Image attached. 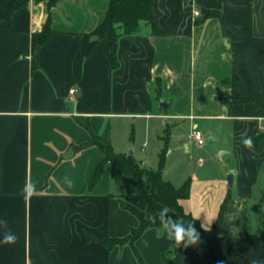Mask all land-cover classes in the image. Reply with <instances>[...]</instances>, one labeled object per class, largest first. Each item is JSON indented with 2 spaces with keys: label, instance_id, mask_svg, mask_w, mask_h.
<instances>
[{
  "label": "crops",
  "instance_id": "1",
  "mask_svg": "<svg viewBox=\"0 0 264 264\" xmlns=\"http://www.w3.org/2000/svg\"><path fill=\"white\" fill-rule=\"evenodd\" d=\"M12 1L0 0V9ZM212 1L154 0L163 34L142 23L140 33L121 36L116 68L109 39L95 35L111 0L52 8L30 0L0 23V219L18 237L0 243V264H30L32 239L52 264H223L213 262L207 241L175 247L157 228L136 242L142 261L128 245L100 243L139 227L122 201L147 218L165 205L147 196L145 184L126 190L110 164L91 189L105 155L75 150L91 138L86 126L147 169H159L166 149L164 179L191 184L184 211L212 230L225 204L220 253L233 264H264V110L235 102L255 95L264 103V0H221L220 16L209 17ZM50 16L53 33L40 46ZM87 36L95 43L89 55ZM128 124L145 128L141 149L122 134ZM195 128L206 135L202 147ZM243 133L253 147L242 144ZM26 185L34 191L26 194Z\"/></svg>",
  "mask_w": 264,
  "mask_h": 264
},
{
  "label": "trees",
  "instance_id": "2",
  "mask_svg": "<svg viewBox=\"0 0 264 264\" xmlns=\"http://www.w3.org/2000/svg\"><path fill=\"white\" fill-rule=\"evenodd\" d=\"M36 3L48 2L50 8L56 6L61 0H34ZM30 0H14L7 8L0 9V23L2 21L12 22L13 15L22 8L28 7ZM222 1L213 0L211 4V10L208 14L209 17H219L221 13ZM52 18L49 17L48 23L44 27L41 34L40 46H42L48 39V37L53 33L51 29ZM142 23L148 26L153 35L160 36L163 33L158 29L156 24V17L154 12V0H111L108 11L105 14L104 22L96 29L95 35L100 38L107 37L111 45V55L113 67L118 66V46L119 40L123 35L137 34L142 31ZM2 31L0 29V37L2 36ZM91 36L86 37L85 41V54L89 55L94 47L95 43L90 42ZM34 67L37 66V59H34ZM236 103H249L255 102L264 110V103L259 101L255 95L246 99H239L235 101ZM86 129L90 132L91 138L89 141L81 144L75 145L74 148L77 153L91 148L96 147L102 151L105 155L104 160L98 166L95 175L90 183V188L94 189L95 186L101 179L104 167L110 164L111 176L113 179H119L123 176H128L132 183L135 191H140L145 184L147 187V196L153 198L157 202L167 205L171 208L176 215L177 219L187 223H194L196 229L200 232L202 240L208 242L214 251L213 262L223 263V264H233L228 258L223 256L217 245L218 236L217 229L220 222L223 219V213L225 204L222 207L219 219L212 230H206L201 227L200 222L192 217V215L187 214L181 202L190 197L191 184L186 182L180 188H176L170 181H166L163 177V169L165 166V152L166 149L160 154V167L158 170H152L142 167L132 156L117 153L111 145H105L101 142L100 137L95 135L90 127L86 126ZM259 140H264V133L258 138ZM122 208L129 211L131 214L135 215L139 219V227L133 229L132 232L124 238H106L100 240V243L105 245L108 249L112 250L117 246H130L139 261H142V257L136 248V242L142 237L144 232L150 228H158L159 223L153 224L146 217L145 213L140 211L137 207L122 201ZM261 240L264 243V217L262 220L261 229ZM264 259V253L263 257ZM30 264H52L50 258H45L37 245L35 239L31 240V252L29 254Z\"/></svg>",
  "mask_w": 264,
  "mask_h": 264
},
{
  "label": "clouds",
  "instance_id": "3",
  "mask_svg": "<svg viewBox=\"0 0 264 264\" xmlns=\"http://www.w3.org/2000/svg\"><path fill=\"white\" fill-rule=\"evenodd\" d=\"M242 144L247 147H253V140L247 135L242 134ZM34 191L32 186H25L24 192L30 194ZM148 219L151 223H159V227L156 229L158 238H164L171 241L175 247L183 245L184 248L190 246H196L201 241L200 232L196 229L194 223L189 222L185 226V222L177 219L170 214V208L165 205L157 213L149 214ZM204 228V225H201ZM0 232H2V239L0 243L14 244L17 240V236L8 227V222L5 219H0Z\"/></svg>",
  "mask_w": 264,
  "mask_h": 264
},
{
  "label": "rangeland",
  "instance_id": "4",
  "mask_svg": "<svg viewBox=\"0 0 264 264\" xmlns=\"http://www.w3.org/2000/svg\"><path fill=\"white\" fill-rule=\"evenodd\" d=\"M122 130H123L122 134L127 136L128 140L131 141L133 143V145L136 144L135 146L138 149H141V147L144 144V141H146L145 140V138H146V130H145V128L140 126V125L128 124L127 127H125L123 125ZM173 146H174V143H172L170 141V143H169V151L172 150ZM151 148L152 147H149L147 150H151L152 151ZM131 150H133V148ZM117 181H118L117 182L118 184H121L124 187H126V190L127 189L129 191H131V190L133 191L134 190V188L131 186V181H130V178L128 176H123V177H121V179H119V180L117 179Z\"/></svg>",
  "mask_w": 264,
  "mask_h": 264
},
{
  "label": "built area",
  "instance_id": "5",
  "mask_svg": "<svg viewBox=\"0 0 264 264\" xmlns=\"http://www.w3.org/2000/svg\"><path fill=\"white\" fill-rule=\"evenodd\" d=\"M195 15L196 16H199L200 15V12L199 11H196L195 12ZM76 91L75 90H72L71 93L74 94ZM192 138H193V141L195 142V144L199 147H202L206 144V135L204 134V132L199 129V128H195L192 132Z\"/></svg>",
  "mask_w": 264,
  "mask_h": 264
},
{
  "label": "water",
  "instance_id": "6",
  "mask_svg": "<svg viewBox=\"0 0 264 264\" xmlns=\"http://www.w3.org/2000/svg\"><path fill=\"white\" fill-rule=\"evenodd\" d=\"M97 39H98V37L95 36V37H93V38L91 39V41H92V42H95Z\"/></svg>",
  "mask_w": 264,
  "mask_h": 264
}]
</instances>
